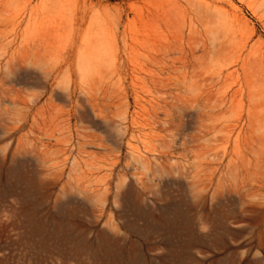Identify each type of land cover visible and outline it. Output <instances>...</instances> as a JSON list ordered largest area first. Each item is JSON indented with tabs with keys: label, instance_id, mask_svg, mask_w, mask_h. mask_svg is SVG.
Wrapping results in <instances>:
<instances>
[{
	"label": "rangeland",
	"instance_id": "rangeland-1",
	"mask_svg": "<svg viewBox=\"0 0 264 264\" xmlns=\"http://www.w3.org/2000/svg\"><path fill=\"white\" fill-rule=\"evenodd\" d=\"M5 1L0 264H264V0Z\"/></svg>",
	"mask_w": 264,
	"mask_h": 264
},
{
	"label": "bare ground",
	"instance_id": "bare-ground-1",
	"mask_svg": "<svg viewBox=\"0 0 264 264\" xmlns=\"http://www.w3.org/2000/svg\"><path fill=\"white\" fill-rule=\"evenodd\" d=\"M0 5L3 6V7H5L6 1L5 0H1Z\"/></svg>",
	"mask_w": 264,
	"mask_h": 264
}]
</instances>
